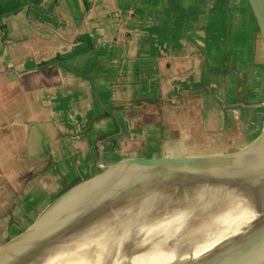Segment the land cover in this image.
Returning a JSON list of instances; mask_svg holds the SVG:
<instances>
[{
  "label": "crops",
  "instance_id": "0c3cea01",
  "mask_svg": "<svg viewBox=\"0 0 264 264\" xmlns=\"http://www.w3.org/2000/svg\"><path fill=\"white\" fill-rule=\"evenodd\" d=\"M263 129L247 0H0V246L107 167L229 155Z\"/></svg>",
  "mask_w": 264,
  "mask_h": 264
},
{
  "label": "water",
  "instance_id": "95a60500",
  "mask_svg": "<svg viewBox=\"0 0 264 264\" xmlns=\"http://www.w3.org/2000/svg\"><path fill=\"white\" fill-rule=\"evenodd\" d=\"M247 1L257 21L264 44V0ZM256 156H262V158L255 159ZM208 177L223 178L231 185L238 184L237 189L245 180L261 179L256 186L240 195L241 197L228 210L218 213L214 220L230 212L235 204L239 203L248 211L247 218L227 224L226 226L235 227L223 232L208 249L202 252H197V248L206 241L207 234L196 232L201 226H211L214 220L209 224L198 225L192 230H187L185 235L190 236L188 239L180 240V235H177L171 238L161 237L162 239L157 242H164V239L180 241L173 246V249L167 246L165 248L175 251L173 264H264V129L255 142L229 155L203 158L133 159L105 168L102 173L67 191L27 229L2 244L0 264H19L26 256L34 253L38 244L54 240L55 236L60 234L75 217L85 214L87 210L95 208L94 206L103 205L107 202V198L119 199L120 196H117L122 194L123 189L131 188L133 190L129 192H133L144 184L155 183L157 179L172 181L188 178L198 182ZM138 182H140L139 185ZM158 182L164 181L158 180ZM118 191L120 193H117ZM129 192L123 193L127 196ZM154 246L147 245L143 249L134 251L133 244L128 243L125 253L122 250L119 258L122 256L126 264H131L133 257L152 251ZM115 258H118L117 251H109L102 257V261L96 260L95 264H115Z\"/></svg>",
  "mask_w": 264,
  "mask_h": 264
},
{
  "label": "rangeland",
  "instance_id": "374dc122",
  "mask_svg": "<svg viewBox=\"0 0 264 264\" xmlns=\"http://www.w3.org/2000/svg\"><path fill=\"white\" fill-rule=\"evenodd\" d=\"M158 180L164 182H158ZM237 186L238 184L231 185L223 178L208 177L198 182L188 178L172 181L157 179L155 183L144 184L133 192H129L133 190L131 188L123 189L122 194L117 196H120L119 199L107 198V202L103 205L94 206L95 208L87 210L85 214L82 213L75 217L62 229L60 234L55 236L54 240L50 241L51 243L43 241L38 244L34 253L26 256L19 264H81L80 260L86 261L101 253L112 252L115 245H119L118 243L122 240L116 241L117 243L113 240L110 243L111 237L126 234L127 238L130 234L132 236L133 232L135 234L131 241L132 249L137 251L144 247H139V240H142L143 237H147L149 240L155 239L161 233L160 226H156L158 223L179 215L186 217V224L183 223L181 225L183 227L178 229V233L171 235L170 238L180 235L181 240H185L187 237L185 230L188 226V230H192L198 225L209 224L218 213L228 210L244 194V192L237 193ZM68 188V186L65 187V189ZM123 192H129L128 197ZM45 210L35 217L36 220ZM29 223L27 222L26 225ZM26 227L28 226H24V228ZM22 229H20L21 232L24 230ZM197 233L204 234L203 229ZM164 237L166 238L165 235ZM126 238L122 245L124 253L128 242ZM164 240L165 248L167 246V248L172 247L173 249V246L178 244L177 240ZM117 259L121 261L123 258H115V262ZM132 261L131 264H142L140 259ZM117 264L121 263L117 262ZM148 264H165V262L154 260Z\"/></svg>",
  "mask_w": 264,
  "mask_h": 264
},
{
  "label": "bare ground",
  "instance_id": "6f19581e",
  "mask_svg": "<svg viewBox=\"0 0 264 264\" xmlns=\"http://www.w3.org/2000/svg\"><path fill=\"white\" fill-rule=\"evenodd\" d=\"M262 158V156H256L255 159H260ZM261 181L260 180H254V181H249V180H245L243 181L240 186L238 187L237 189V193H240L241 192H245L246 190L250 189V188H253L254 186H256L257 183H259ZM140 184V182H138V185ZM178 186V185H177ZM176 190V188H175ZM239 194V195H240ZM128 197V196H127ZM233 197V196H232ZM229 198V197H228ZM238 198V197H237ZM228 201V200H227ZM199 202V201H198ZM229 205V204H228ZM155 212V211H154ZM248 216V211L245 209V206L242 205V204H235V207L230 211L228 212L227 214L217 218L216 220H214V223L212 222L210 225L211 226H201L200 229H203V233H206L207 235L205 236L206 238V241L201 245L199 246V248H197V252H202L206 249L209 248L210 244L212 242H214V240H217V238L223 233V232H226L229 228H232V227H235V226H226L227 224L230 225V224H233L235 223L236 221H238L239 219L241 221L245 220ZM189 219V218H188ZM212 221V220H211ZM216 221V222H215ZM186 224V217L184 215H179V216H174L172 217L171 219H168V220H165V221H162L160 223H158L156 226H160V230L161 233L158 234V236L155 238V239H151L149 240L147 237H143L142 240H139L138 241V245L139 247H142V246H147V245H150V246H154V248L152 249V251L150 252H146L144 254H141V255H138V256H135L133 257L132 260L134 261H137V259L139 260H142V264H148V263H151V261H154V260H161V261H164L165 264H173L174 262V257H175V251H171L170 252H166L164 249V245H163V242H160L158 243L157 241L161 238V236L164 235L166 237H170L171 235H174V234H177L178 233V229H181V226L182 224ZM207 223V221H206ZM188 226V225H187ZM186 226V227H187ZM144 228V226H142ZM147 227V226H146ZM148 227H151V226H148ZM185 227V226H184ZM189 227V226H188ZM188 227H187V230H188ZM141 228V229H143ZM199 229V230H200ZM185 230V231H187ZM198 230V231H199ZM184 231V230H182ZM181 231V232H182ZM197 231V232H198ZM180 232V231H179ZM196 232V233H197ZM134 234L135 232H133V235L132 236H127L126 238V234L122 235L120 234V236H115V237H111L110 238V243L111 241L114 240V242H118V241H121L120 243H118L119 245H115V247L112 249V252L114 251H117V257L119 258V254H121L120 252L122 251L123 249V244L125 242V238L128 239L127 243H131L132 239H134ZM183 234V233H182ZM139 235V233H138ZM148 235V234H147ZM101 236V235H100ZM103 236V235H102ZM186 236V235H185ZM184 237V236H183ZM188 237H190L189 235L185 238V239H188ZM179 238V237H178ZM99 239V238H98ZM136 239V238H135ZM180 240L182 239L179 238ZM179 241V240H178ZM116 242V243H117ZM109 243V244H110ZM141 243V244H140ZM132 244V243H131ZM184 245L186 244L185 242L183 243ZM180 246H182V244H180ZM108 250V249H107ZM100 255V256H99ZM99 255H96L94 256L93 259H89V260H86V261H79V263L81 262V264H95L97 261L96 260H100L102 261V257L105 255L103 253L99 254ZM122 257V256H120ZM96 261V262H95ZM117 262L121 263V264H126V262L123 261H119V259H117V261L115 262V264H117ZM133 262V261H132Z\"/></svg>",
  "mask_w": 264,
  "mask_h": 264
}]
</instances>
